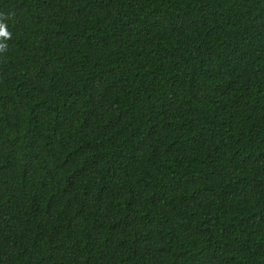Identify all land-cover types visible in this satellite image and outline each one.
Listing matches in <instances>:
<instances>
[{
	"label": "trees",
	"instance_id": "trees-1",
	"mask_svg": "<svg viewBox=\"0 0 264 264\" xmlns=\"http://www.w3.org/2000/svg\"><path fill=\"white\" fill-rule=\"evenodd\" d=\"M0 13V264H264V0Z\"/></svg>",
	"mask_w": 264,
	"mask_h": 264
},
{
	"label": "clouds",
	"instance_id": "clouds-1",
	"mask_svg": "<svg viewBox=\"0 0 264 264\" xmlns=\"http://www.w3.org/2000/svg\"><path fill=\"white\" fill-rule=\"evenodd\" d=\"M12 15V13H0V38L8 39L11 37V33L8 31L7 24L5 20ZM7 50V45L5 43H0V52Z\"/></svg>",
	"mask_w": 264,
	"mask_h": 264
}]
</instances>
